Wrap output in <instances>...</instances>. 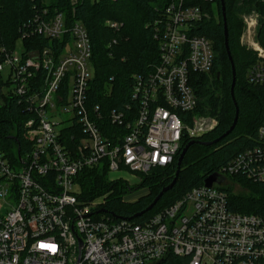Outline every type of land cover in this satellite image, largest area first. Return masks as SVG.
<instances>
[{"label": "built area", "instance_id": "2783aa9c", "mask_svg": "<svg viewBox=\"0 0 264 264\" xmlns=\"http://www.w3.org/2000/svg\"><path fill=\"white\" fill-rule=\"evenodd\" d=\"M206 17L193 0H170L150 24L159 64L134 76L133 109L109 114L121 134L101 125L100 108L89 106L92 45L81 23L68 27L62 13L43 9L25 23L20 41L69 36L61 54L0 51L9 91L30 114L22 151L12 158L0 144V264H156L170 256L187 264H264V215L233 210L229 193L241 187L231 183L235 176L264 185V126L260 143L222 167L210 187L204 182L141 223L106 209L113 187L91 199L75 191L85 170L101 168L110 183L127 186L123 203L138 201L147 193L132 190L135 185L172 166L186 140L216 129L215 117L199 113L193 87L194 77L209 74L216 60L212 41L197 34ZM257 26V18H246L240 41L259 59L248 80L264 86ZM137 174L143 176L133 184Z\"/></svg>", "mask_w": 264, "mask_h": 264}, {"label": "trees", "instance_id": "16d2710c", "mask_svg": "<svg viewBox=\"0 0 264 264\" xmlns=\"http://www.w3.org/2000/svg\"><path fill=\"white\" fill-rule=\"evenodd\" d=\"M169 2L170 0H0V51L14 50L21 39L25 23L43 9H48L52 15L62 13L68 27L81 23L88 31L92 45L93 78L88 91L89 106L91 109L97 106L100 108L103 116L101 125L121 134L124 132L123 128L108 122L109 114L112 110L125 114L129 109L132 110L135 105L132 99L134 76H147L159 64L160 49L150 24L160 16ZM193 3L201 6L207 14L198 24L197 34L212 41L216 54L213 70L209 74L194 77L193 87L198 97L199 113L218 120L216 129L197 141L206 144L219 139L232 126L237 110L238 122L233 132L219 142L211 146L199 143L192 145L184 157L174 187L165 192L156 206L141 217L134 218L147 209L160 191L173 181L180 153L172 166L165 170H155L157 174L149 175L132 188L148 190L146 195L133 203H123L122 196L127 186L121 181L110 183L105 169H87L79 176L78 185L83 199L95 198L113 187L115 194L107 201L106 209L136 223L149 219L190 190L202 186L206 179L216 175L237 155L260 143L257 134L259 128L264 126V86L248 80L247 73L259 59L255 52L247 51L240 45L243 31L240 15L250 10L259 13L260 24L256 40L264 49V0H224L228 45L236 72L234 97L231 95L232 65L225 47L221 0H193ZM108 21L117 23L120 27L111 28L107 25ZM68 41L69 36L63 40L35 36L22 43L26 52L51 48L59 55ZM9 85V81H5L0 72V144L8 156L13 158L15 149H23L21 133L30 114L19 97L9 91ZM192 141L186 140L183 147ZM230 181H238L243 188L242 192H234L232 187L229 189L231 208L241 213L264 215V185L236 176L231 177ZM160 264H187V260L170 256Z\"/></svg>", "mask_w": 264, "mask_h": 264}, {"label": "water", "instance_id": "95a60500", "mask_svg": "<svg viewBox=\"0 0 264 264\" xmlns=\"http://www.w3.org/2000/svg\"><path fill=\"white\" fill-rule=\"evenodd\" d=\"M221 5H222V15H223V20H224V38H225V47H226V51H227V54H228V58L231 62V65H232V86H231V95L232 97H234V89L235 88V83H236V72H235V67H234V64H233V60H232V56H231V53H230V50H229V45H228V30H227V24H226V14H225V4H224V0H221ZM238 110H237V113H236V116H235V119L233 121V124L232 126L230 127V129L224 134L222 135L219 139L215 140L214 142H208V143H203V142H199L197 140H193L192 142H189L185 147H183L180 151V154H179V157H178V162H177V171H176V174H175V177L173 179V181L168 185V186H165L161 191L160 193L155 197V199L153 200L152 204L149 205V207L147 209H145L144 211L140 212L139 214L135 215L134 218H138V217H141L143 216L144 214H146L147 212L151 211L159 202V200L163 197V195L165 194V192L167 193L169 190H171L178 177H179V174L181 172V166H182V163H183V160H184V157L185 155L187 154L188 150L190 149V147H192V145L196 144V143H199L201 145H205V146H211L217 142H219L220 140H222L223 138H225L226 136L230 135L233 130L235 129L236 125H237V122H238ZM218 179V177L216 175H212L210 176L208 179L205 180V185L208 187H210L214 182H216ZM164 261V260H163ZM163 261L157 263V264H160L162 263Z\"/></svg>", "mask_w": 264, "mask_h": 264}, {"label": "rangeland", "instance_id": "374dc122", "mask_svg": "<svg viewBox=\"0 0 264 264\" xmlns=\"http://www.w3.org/2000/svg\"><path fill=\"white\" fill-rule=\"evenodd\" d=\"M250 17H253V18H257V20H258V26H257V30H258V28H259V21H260V15H259V13L256 11V10H250L249 12H245V13H243V15L241 14L240 15V18H241V20H242V24H243V31L245 30V19L247 18H250ZM109 22V21H108ZM107 22V23H108ZM243 31H242V33H241V36L243 35ZM240 40H241V37H240ZM255 42H257V40H256V38L255 39H253ZM252 40V41H253ZM258 43V42H257ZM240 45L242 46V47H244L247 51H253L251 48H249L248 46H246V45H242V43H241V41H240ZM23 48H24V45H23V43H22V41H20V40H18V42L16 43V45H15V51L16 52H22L23 51ZM254 52V51H253ZM8 75H9V72H8V70H4L3 72H1V76L3 77V79L6 81V79L8 78ZM210 117H212V116H210ZM197 150H198V148H196ZM152 174H157V172L155 171V170H153L152 172H151V174H150V176L152 175ZM142 176L143 175H141V174H137V176L136 177H131L132 178V183L133 184H135V183H137V182H139L140 180H141V178H142ZM232 187H234L233 188V191L234 192H242V190H243V188L242 187H239V186H232ZM75 191H78V192H80V194H81V189L79 188V187H75ZM136 192L138 191V193L139 194H143L144 193V191H146V193H148V190L147 189H140V190H135ZM102 216V215H101Z\"/></svg>", "mask_w": 264, "mask_h": 264}]
</instances>
